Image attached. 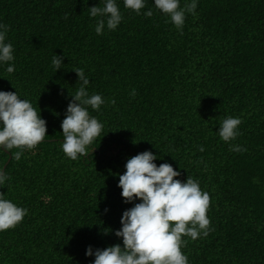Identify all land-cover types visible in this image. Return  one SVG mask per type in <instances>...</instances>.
I'll use <instances>...</instances> for the list:
<instances>
[{
	"label": "trees",
	"instance_id": "trees-1",
	"mask_svg": "<svg viewBox=\"0 0 264 264\" xmlns=\"http://www.w3.org/2000/svg\"><path fill=\"white\" fill-rule=\"evenodd\" d=\"M117 3L122 23L98 36L89 7H102L100 0H0L16 69L0 65V90L16 88L40 108L48 132L5 168L10 180L0 191L28 215L0 232V264H90L87 246L122 244L114 233L133 205L118 179L144 150L210 195L209 234L183 237L189 264H264V0H198L182 33L154 0L141 10L152 17ZM63 53L55 72L52 57ZM73 68L105 99L99 111L89 108L104 125L101 137L78 160L61 149L69 93L80 85ZM229 115L242 120L231 143L246 152L219 138ZM8 160L0 152V167Z\"/></svg>",
	"mask_w": 264,
	"mask_h": 264
},
{
	"label": "clouds",
	"instance_id": "clouds-1",
	"mask_svg": "<svg viewBox=\"0 0 264 264\" xmlns=\"http://www.w3.org/2000/svg\"><path fill=\"white\" fill-rule=\"evenodd\" d=\"M123 2L125 8L137 15L153 16L152 9L141 12L146 8L147 0ZM100 3L102 7H89L90 18H98L95 22V33L98 36L104 34L105 27L115 31L123 20L117 0H100ZM197 4L198 0H184L183 6L181 0H154L155 8L181 33L186 15H197ZM8 31L9 27L0 23V65H7L6 72L13 74L16 70L14 47L11 42H6ZM65 56L63 53L52 57L55 72L63 68ZM72 70L80 85L74 94L69 93L71 99L61 121V149L67 158L78 160L89 155L88 146L101 137L104 125L90 115L89 108L99 111L105 99L100 93L89 92L91 81L83 68ZM130 95L133 98L136 96L135 89ZM108 103L115 105L116 100L109 99ZM241 123L240 117L231 115L219 123V138L228 143L230 151H247L245 147L231 143L241 135ZM47 135V121L42 118L40 108L37 111L32 102L23 98L16 88L15 91L0 90V152L19 161L26 150L35 149ZM199 151H204L202 145ZM157 158L151 150H144L127 159L125 171L119 175L117 186L122 189L124 203L133 206L123 211L121 227L114 233L116 237L122 238V244L116 243L104 248L87 246L85 255L94 257L90 264H189L187 255L182 251L187 243L183 237L196 240L209 234V193L202 190L200 182L190 176L186 180L179 179L182 173L174 169L172 164L164 162L158 166L155 163ZM9 180L5 168L0 167V188ZM26 215L27 208L18 205L5 192L0 191V232L14 228Z\"/></svg>",
	"mask_w": 264,
	"mask_h": 264
},
{
	"label": "water",
	"instance_id": "water-1",
	"mask_svg": "<svg viewBox=\"0 0 264 264\" xmlns=\"http://www.w3.org/2000/svg\"><path fill=\"white\" fill-rule=\"evenodd\" d=\"M10 160H11V157L9 158L8 162L5 164L4 168H6V166L9 163Z\"/></svg>",
	"mask_w": 264,
	"mask_h": 264
}]
</instances>
